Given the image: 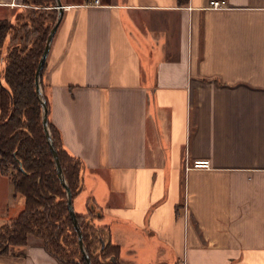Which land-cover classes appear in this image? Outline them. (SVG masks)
Segmentation results:
<instances>
[{
  "label": "crops",
  "instance_id": "crops-1",
  "mask_svg": "<svg viewBox=\"0 0 264 264\" xmlns=\"http://www.w3.org/2000/svg\"><path fill=\"white\" fill-rule=\"evenodd\" d=\"M87 1L61 0L41 73L76 211L93 198L121 264H264V0ZM23 205L0 172V226ZM0 264L61 263L29 234Z\"/></svg>",
  "mask_w": 264,
  "mask_h": 264
},
{
  "label": "trees",
  "instance_id": "trees-1",
  "mask_svg": "<svg viewBox=\"0 0 264 264\" xmlns=\"http://www.w3.org/2000/svg\"><path fill=\"white\" fill-rule=\"evenodd\" d=\"M22 3L12 19H0V172L24 196L22 210L0 226V253L25 244L33 234L61 264H86L43 128L35 85V71L57 9L54 0ZM45 102L48 117L46 97ZM48 126L73 203L82 189L84 163L66 150L49 118ZM85 207L75 216L90 263L121 264L119 245L107 238L101 248L98 240L101 230L109 235L106 225L95 223L102 209L91 197Z\"/></svg>",
  "mask_w": 264,
  "mask_h": 264
},
{
  "label": "water",
  "instance_id": "water-1",
  "mask_svg": "<svg viewBox=\"0 0 264 264\" xmlns=\"http://www.w3.org/2000/svg\"><path fill=\"white\" fill-rule=\"evenodd\" d=\"M54 5H55V7L57 9V16H56V19H55L53 25L51 26V28H50V30L48 32V35H47V38H46V42H45V45H44V49H43V52H42V54H41V56L39 58L37 69L35 71L36 93H37V96H38V98H39V100L41 102L42 124H43V128H44V131H45V135H46L48 144H49L50 151H51L52 156H53V161H54V164H55V168L57 170V174L59 176V179H60L61 183L65 187V191H66V195H67V206H68V209H69V214L71 216L73 225H74V227L76 229V232H77L78 244H79V247H80V249H81V251L83 253V256L85 258L86 264H91L90 260H89V257H88V253L86 251L85 245H84L83 240H82L81 229H80V226H79V224L77 222V219H76V216H75V210H74L73 203H72L71 192H70V189H69V187L67 185V182H66V180L64 178L63 172L61 170L60 162H59L58 155H57V150H56V147L54 145V142H53V139H52V136H51V132L49 130L48 117H47V107H46L45 96H44L42 85H41V73H42L43 65H44L48 50H49L51 39H52L53 34H54V32H55V30L57 28V25H58V23H59V21L61 19V15H62V12H63V5L61 3V0H54ZM103 243L104 242H102V246H103ZM102 246H101V248H102Z\"/></svg>",
  "mask_w": 264,
  "mask_h": 264
},
{
  "label": "built area",
  "instance_id": "built-area-1",
  "mask_svg": "<svg viewBox=\"0 0 264 264\" xmlns=\"http://www.w3.org/2000/svg\"><path fill=\"white\" fill-rule=\"evenodd\" d=\"M99 0H88L87 2L89 4H97ZM224 1L223 0H209V7L212 8H219L223 6ZM194 167H207L208 166V160L207 159H198L193 161Z\"/></svg>",
  "mask_w": 264,
  "mask_h": 264
},
{
  "label": "rangeland",
  "instance_id": "rangeland-1",
  "mask_svg": "<svg viewBox=\"0 0 264 264\" xmlns=\"http://www.w3.org/2000/svg\"><path fill=\"white\" fill-rule=\"evenodd\" d=\"M76 207H77V204H76V201L73 203ZM74 205H73V207H74ZM74 210L76 211V209L74 208Z\"/></svg>",
  "mask_w": 264,
  "mask_h": 264
}]
</instances>
